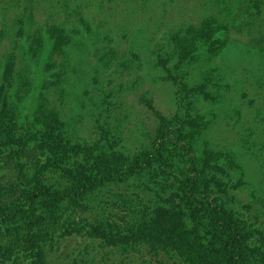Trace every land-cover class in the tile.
Masks as SVG:
<instances>
[{
  "label": "rangeland",
  "instance_id": "374dc122",
  "mask_svg": "<svg viewBox=\"0 0 264 264\" xmlns=\"http://www.w3.org/2000/svg\"><path fill=\"white\" fill-rule=\"evenodd\" d=\"M22 1L0 0V119L14 123V137H0V209L100 160L136 165L164 143L178 154L1 225L0 264H196L167 239L193 225L203 197L236 217L252 263L264 264V0H90L77 28L90 35L72 45H94L55 67L27 61L21 26L39 25L20 20ZM102 57L113 63L98 67ZM39 215L53 225L33 247Z\"/></svg>",
  "mask_w": 264,
  "mask_h": 264
},
{
  "label": "trees",
  "instance_id": "16d2710c",
  "mask_svg": "<svg viewBox=\"0 0 264 264\" xmlns=\"http://www.w3.org/2000/svg\"><path fill=\"white\" fill-rule=\"evenodd\" d=\"M87 2L90 3L91 1L23 0L22 7L26 9L22 11L20 20L24 21L27 17H32L33 23L39 25L33 35L29 33V27L21 26L22 31L27 33L25 35L29 37L27 41V38L21 40L24 47L28 48V52L26 51V55L28 54L27 61L40 63L42 60L54 67L62 66L69 64L65 62L69 52L78 53L81 51L79 45H94L82 43L79 39V42L76 40L72 45L75 37H82L84 34L90 35L88 31L86 33L77 31L80 23L83 20L87 21L84 18V7H86L84 4ZM33 4L41 6L40 9L35 10L36 7L33 8ZM2 19L4 17L0 18V29L2 22H4ZM87 24L90 28V23ZM13 33L16 34L14 31ZM40 45L44 48L42 49ZM137 49L138 46H134L130 50L135 52ZM45 55L48 56L46 59H40ZM81 55L84 56L83 53ZM91 56L95 57L94 54ZM112 63L108 57L98 58L95 62L98 67L104 69ZM13 132L14 123H7L0 119V137L8 134V138H10L11 135L13 136ZM45 136L40 137L44 139ZM27 141L31 142V140ZM177 148V146L161 144L153 153L139 155L136 165H132L122 158L109 159L107 162L100 160L97 163V168L75 174L64 187L51 188L44 184H36L32 191L26 195V205L0 209V226L16 224L21 219L31 217L35 210L34 207L40 201L47 205L48 214H51L67 203L76 204L91 198L107 185L118 183L124 178L130 179L138 171L142 175L145 171L151 172L153 170L156 172L173 161V158L178 154ZM91 152V148L81 150V153L86 156H89ZM194 203L196 204V213L194 211L195 215L192 217L193 225H190L189 228H183L184 230L180 233L168 238L167 243L183 250L196 264H253L246 252L245 229L236 217L222 206L211 203L207 197L197 198ZM51 216L39 215L32 219L33 221L31 220L32 224L35 223L34 230L32 236L25 241L26 244L36 247L38 244L46 242L53 225V217Z\"/></svg>",
  "mask_w": 264,
  "mask_h": 264
}]
</instances>
